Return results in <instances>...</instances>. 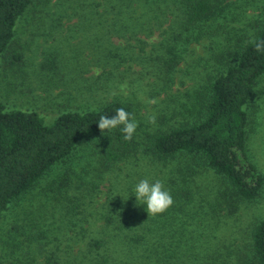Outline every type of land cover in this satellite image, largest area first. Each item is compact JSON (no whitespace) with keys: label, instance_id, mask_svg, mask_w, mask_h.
<instances>
[{"label":"trees","instance_id":"1","mask_svg":"<svg viewBox=\"0 0 264 264\" xmlns=\"http://www.w3.org/2000/svg\"><path fill=\"white\" fill-rule=\"evenodd\" d=\"M32 1L0 0V54ZM239 1H168L173 7L167 14L169 23L159 29L157 41L149 42L151 50L140 48L143 55L137 60L108 52L107 72L121 64L131 69L133 63L150 70L156 78L147 85H159L150 96L169 94L183 82L184 72H176L180 64L200 68L190 78L191 85L198 83V90L183 92L191 100L180 104L183 111L171 108L170 114L182 118L167 130L141 136L137 128L131 141L119 129L102 133L98 127L102 115L111 118L116 109L124 108L135 118L137 109L117 95L102 99L92 109L64 112L50 125L35 111L9 110L0 101V219L55 166L72 165L74 158L81 157L84 143L93 154L99 153L102 169H118L110 180L109 195L102 203L96 201L97 208L93 194L85 193L87 186L78 195H68L75 170L64 171L52 199L63 206L60 215L65 221L58 220L54 206L42 210L54 222L38 226L27 222L36 234L32 228L27 234L13 224L18 235L30 240L33 264L37 259L41 264H264V219L252 225L245 253H240L234 240L216 234L223 219L264 191V174L247 156L246 131L247 108L264 73V50L258 51L250 42L264 41V0L260 5L252 0L236 11ZM153 3H159L160 9L159 0ZM197 48L203 53H197ZM177 73L180 78L175 83ZM138 101L139 109L145 103ZM148 127L156 128L158 122ZM145 156L153 167L140 163ZM141 178L150 183L160 180L170 192L174 203L165 213L149 216L146 205L138 204L134 189ZM39 203L37 212L42 209ZM20 240L16 245H22ZM1 258L0 263L8 264V254Z\"/></svg>","mask_w":264,"mask_h":264},{"label":"rangeland","instance_id":"2","mask_svg":"<svg viewBox=\"0 0 264 264\" xmlns=\"http://www.w3.org/2000/svg\"><path fill=\"white\" fill-rule=\"evenodd\" d=\"M154 1L133 0L129 4V0H99L97 5L92 3L93 0H33L16 21L9 45L0 54V101L9 110L35 111L45 124L50 125L64 112L92 109L99 106L102 99L109 100L117 95L138 110L135 120L141 136L149 135L156 129L167 130L169 124L182 118L170 114L171 108L183 111L185 107L181 108L180 104L191 100L183 92L186 89L190 93L198 90V83L191 85L190 78L200 73V68L180 64V70L176 72H184L187 79L184 77L182 83L173 86L169 94L161 92L150 96L159 85H147V82H155L156 78L149 69L133 63L131 69L121 64L118 69L107 72L106 66L110 50L116 51L118 58L128 60L143 55L140 48L144 51L152 49L150 43L160 38L159 29L169 23L170 15L167 14L173 7L168 1L174 0H159L162 3L158 5L160 9L156 8L159 3L154 5ZM245 1H239L241 5L234 10L249 6L252 0L243 4ZM262 1L258 0L257 5ZM248 12L253 11L249 9ZM149 27L152 30L148 32ZM129 45L133 50L127 49ZM196 52L203 53L200 48ZM179 75L174 74L175 83ZM138 100L145 103L139 109L136 105L140 103ZM247 110V156L264 174V73L254 87ZM153 116L159 118L154 122H158L156 128L148 127L154 124L149 122ZM139 126H142L141 129ZM80 149L78 155L81 157L74 158L72 165L60 163L55 166L31 191L3 213L0 219V258L2 254H8V264L11 259H14L13 264H33L35 254L30 240L18 235L13 224H18L19 230L28 234L33 226L27 228V222L37 226L43 221L54 222V218L42 211H49L54 206L58 220L65 221L60 215L63 214V206L52 199L64 171L72 173L75 170L69 196L78 195L83 191L82 186H87L85 193L93 194L96 208V201L102 203L106 200L110 180L118 174V169H102L99 153L93 154L86 143ZM140 163L153 167L147 156ZM46 192L49 200L43 196ZM38 203L42 205L39 211L43 214L41 217L34 209ZM259 219H264V191L260 198L243 202L230 217L223 219L216 234L227 241L234 240L241 249L240 253H245L250 229ZM32 230L36 234L34 228ZM193 233L198 234L199 231ZM17 239H21L22 245H16ZM34 264L41 263L37 259ZM43 264L57 263L44 261Z\"/></svg>","mask_w":264,"mask_h":264},{"label":"clouds","instance_id":"3","mask_svg":"<svg viewBox=\"0 0 264 264\" xmlns=\"http://www.w3.org/2000/svg\"><path fill=\"white\" fill-rule=\"evenodd\" d=\"M250 42L255 43L258 51L264 50V41ZM149 122L154 123L155 117H150ZM98 127L102 133L119 129L123 133V138L126 141H131L138 128V122L124 108H118L115 110V115L111 118L107 115L100 116ZM134 196L139 205H146V211L149 216L165 213L174 203L170 192L165 189L160 180H156L154 183H150L148 179L140 180L135 186Z\"/></svg>","mask_w":264,"mask_h":264}]
</instances>
